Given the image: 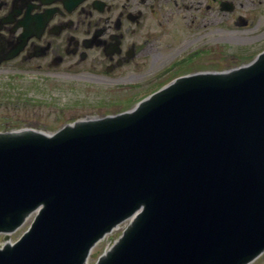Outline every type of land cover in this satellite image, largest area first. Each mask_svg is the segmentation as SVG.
I'll use <instances>...</instances> for the list:
<instances>
[{"label": "water", "instance_id": "obj_1", "mask_svg": "<svg viewBox=\"0 0 264 264\" xmlns=\"http://www.w3.org/2000/svg\"><path fill=\"white\" fill-rule=\"evenodd\" d=\"M39 205L0 264H84L138 207L97 264L253 259L264 249V53L236 71L180 77L131 111L0 134V231Z\"/></svg>", "mask_w": 264, "mask_h": 264}, {"label": "flooded vegetation", "instance_id": "obj_2", "mask_svg": "<svg viewBox=\"0 0 264 264\" xmlns=\"http://www.w3.org/2000/svg\"><path fill=\"white\" fill-rule=\"evenodd\" d=\"M263 49L264 0H0V70L25 80L158 87Z\"/></svg>", "mask_w": 264, "mask_h": 264}, {"label": "rangeland", "instance_id": "obj_3", "mask_svg": "<svg viewBox=\"0 0 264 264\" xmlns=\"http://www.w3.org/2000/svg\"><path fill=\"white\" fill-rule=\"evenodd\" d=\"M12 72L0 70V130L32 126L53 132L77 118L102 116L132 108L153 91V88L143 86L99 88L100 85L84 84L72 77L58 75H38L46 76V79L32 81L18 78V74L12 75ZM171 77L168 74L167 79ZM131 79L130 74H126L125 80ZM32 221L33 215L21 231L10 235L11 240L20 238ZM128 222L121 224L118 231H114L95 246L89 264L97 262ZM4 236L0 233V244L5 242ZM252 264H264V253L259 261Z\"/></svg>", "mask_w": 264, "mask_h": 264}, {"label": "bare ground", "instance_id": "obj_4", "mask_svg": "<svg viewBox=\"0 0 264 264\" xmlns=\"http://www.w3.org/2000/svg\"><path fill=\"white\" fill-rule=\"evenodd\" d=\"M143 209H144V208H138L137 211H136V213L139 212V211H143ZM136 213H135V215H136ZM29 215H30V214H29ZM135 215H134V216H135ZM8 243H9V242H7L6 244H2V247H6V246L8 245ZM111 249H112V248H110V249L108 250V252H110ZM108 252H107V253H108Z\"/></svg>", "mask_w": 264, "mask_h": 264}]
</instances>
